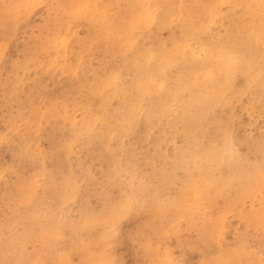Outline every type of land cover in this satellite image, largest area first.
<instances>
[{
	"label": "rangeland",
	"instance_id": "1",
	"mask_svg": "<svg viewBox=\"0 0 264 264\" xmlns=\"http://www.w3.org/2000/svg\"><path fill=\"white\" fill-rule=\"evenodd\" d=\"M0 264H264V0H0Z\"/></svg>",
	"mask_w": 264,
	"mask_h": 264
},
{
	"label": "bare ground",
	"instance_id": "2",
	"mask_svg": "<svg viewBox=\"0 0 264 264\" xmlns=\"http://www.w3.org/2000/svg\"><path fill=\"white\" fill-rule=\"evenodd\" d=\"M237 21H238V20H237ZM206 69H207V68H206ZM206 71H207V70H206ZM81 84H83V83H81ZM86 84H87V83H86ZM80 86H81V85H80ZM82 86H83V85H82ZM84 88L86 89V87H84ZM84 88H83V90H84ZM97 88H98V87H97ZM88 89H90V88H88ZM93 89H94V88H93ZM90 90H91V89H90ZM96 90H97V89H96ZM94 91H95V90H94ZM94 91H93V92H94ZM86 92H88V91H86ZM94 93H95V92H94ZM126 95H127V94H126ZM126 95H125V96H126ZM28 98H29V97H28ZM126 98H127V97H126ZM32 100H33V98H32ZM32 100H31V101H32ZM103 101H104V100H103ZM103 118H104V116H103ZM105 122H107V120H106ZM105 126H106V125H105ZM84 127H85V126H84ZM84 127H83V128H84ZM87 127H88V125H87ZM87 127H86V128H87ZM88 128H89V127H88ZM105 130H107V129H105ZM82 133H83V132H82ZM98 133H99V132H98ZM104 133H105V132H104ZM106 133H107V132H106ZM83 134H84V133H83ZM90 134H91V132H90ZM107 134H108V133H107ZM100 135L102 136V134H100ZM108 135H109V134H108ZM84 136H85V135H84ZM90 136H91V135H90ZM93 136H94V135H93ZM81 137H82V136H80V138H81ZM102 137H104V136H102ZM85 138H86V137H85ZM92 138H93V137H92ZM82 142H83V141H82ZM86 142H87V141H86ZM90 142H91V141H90ZM92 143H93V142H92ZM91 146H92V145H91ZM88 154H89V153H88ZM102 168H103V167H102ZM103 169H104V168H103ZM103 169H102V170H103ZM102 170H101V171H102ZM79 172H80V171H79ZM81 172H82V171H81ZM83 173H84V172H83ZM85 176H86V175H85ZM83 177H84V174H83ZM83 177H82V179H83ZM85 178H86V177H85ZM80 179H81V177H80ZM86 179H87V178H86ZM68 181H70V180H68ZM77 181H78V180H77ZM83 181H84V180H83ZM92 182H93V181H92ZM77 183H78V182H77ZM66 184L68 185V182H67ZM66 184H65V185H66ZM72 184H73V182H72ZM91 184H93V183H91ZM73 185H74V184H73ZM88 186H91V185H88ZM74 192H75V191H74ZM216 256H217V255H216ZM216 258H217V257H216ZM213 260H216V259H213ZM217 260H218V258H217ZM220 260H222V259H220ZM218 261H219V260H218ZM228 262H229V261H228Z\"/></svg>",
	"mask_w": 264,
	"mask_h": 264
}]
</instances>
